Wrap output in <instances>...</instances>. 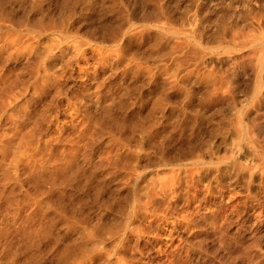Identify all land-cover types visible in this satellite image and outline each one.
I'll return each mask as SVG.
<instances>
[{
    "label": "rangeland",
    "instance_id": "374dc122",
    "mask_svg": "<svg viewBox=\"0 0 264 264\" xmlns=\"http://www.w3.org/2000/svg\"><path fill=\"white\" fill-rule=\"evenodd\" d=\"M39 1L0 0V144L16 146L0 157V264L72 263L85 241L74 217L104 247L80 264H264V63L249 42L218 50L222 36L264 31V0ZM37 19L63 27L30 29ZM170 30L196 32L202 50H176ZM18 149L19 178L5 179ZM68 159L65 183L27 178ZM126 215L133 230L111 231Z\"/></svg>",
    "mask_w": 264,
    "mask_h": 264
},
{
    "label": "bare ground",
    "instance_id": "6f19581e",
    "mask_svg": "<svg viewBox=\"0 0 264 264\" xmlns=\"http://www.w3.org/2000/svg\"><path fill=\"white\" fill-rule=\"evenodd\" d=\"M34 3L36 4V6L40 5V1L39 0H33ZM3 16V15H2ZM30 29H33L35 31H47V30H51L54 29L56 27H63V25L60 22H56L50 19H37V20H33L31 24H28ZM222 27H226V23L222 25ZM224 30V29H223ZM226 31V30H224ZM166 34H168L171 38L176 39V38H180L181 39V43L179 44L176 41L175 44V49L179 50L183 44L186 46H192L193 47V52L194 53H198L202 50L201 43L198 40V36L196 35V32L194 31H190V30H182V31H177V30H170L165 32ZM236 35V34H235ZM249 42L252 46H255L257 48L258 46V53L260 56L259 60H257V66H262L264 63V31H260V32H253L252 34H248V33H244V30H240L237 32V35L235 36V38H226L225 36H222L221 39L219 38L218 41V50H222L223 53H230L233 52L235 50L238 49H244V43ZM257 49L254 51V53H256ZM51 78H48V80H50ZM233 81V77H230L226 80V84H232ZM174 85H176L178 87V89L180 90L182 85L180 83H176L174 82ZM255 89L254 91L257 93L260 91L261 87H262V79L261 77H258L256 80V83L254 85ZM260 93V92H259ZM254 94L251 98V102L252 103H257L260 101V94ZM108 111V109L106 110ZM106 113V112H105ZM103 113V114H105ZM102 114V115H103ZM244 116H246V112L244 111V108L241 109L240 111H237L234 113V118L235 121L233 122V127L237 130L238 132V136L240 138L241 141L244 140ZM87 118L90 121V127L92 126V128L96 127L98 125V121L97 118L95 117V113L94 112H89V114H87ZM143 120V118H141ZM252 127L254 129H256V126L253 122ZM245 128L247 131V125L245 123ZM248 132V131H247ZM16 147L13 144V148ZM12 148V145L10 142H5V143H1L0 144V157L2 160H7L8 161V156L14 152ZM74 157V154H72L71 158ZM171 159V158H169ZM22 161V154L21 152L18 151L15 152L14 157L12 159V161L5 166L4 168H2V174L4 176L5 179L9 178V177H15V178H19V174H13L12 173V166H16L21 164ZM72 161L70 159L62 162L58 168L56 169H49V168H37L35 166V168H33L30 172V175L27 177L28 179L34 181L36 183V185H41L42 183L44 184L45 182H49L52 186L56 185V182H61V183H65L66 180L69 177H76V173L72 174L70 176L68 169L71 168V163ZM169 162V161H168ZM10 164H11V168H10ZM160 165H166V164H160ZM237 168H239L240 172H244V165L242 164H238L236 163ZM0 166H2V163L0 164ZM174 179V177H172L170 180ZM159 183L165 187L166 189H168V182L166 181H162L159 179ZM156 194L155 193H151V195L145 200L148 204L153 203V199L155 198ZM10 202H12V199L10 200ZM138 212L136 205H134L131 209V212H128V214H132V215H136ZM127 214V215H128ZM127 215L125 217L122 218V222L114 227V230L111 231H118L119 229H123L124 230V234L127 233L128 231H132L133 230V226H132V221L135 217H131L129 220L127 219ZM68 221V226L71 230H79L80 229V224L83 225V232H84V238L85 241L83 242V244L78 247V252L77 253H81L80 251H83L84 254H91V253H100V252H104L103 250V246L102 244L100 245V242L98 240L97 237L101 236L99 235V233L96 230V225L91 223L90 221L86 220V219H82L79 217H74V218H70L67 220ZM31 226L29 225H24L22 228H20L17 233H19V235L22 236H28V237H34L36 236L37 232L39 234L43 233L45 234V231L39 228H30ZM36 229V230H33ZM8 234V230H4L0 233V236H5ZM117 245L114 243L112 244V247H116ZM108 253L110 252V250L107 251ZM77 253H75L74 256V261L70 264H80V262L82 261L81 259H77ZM68 255V253H63L60 256L64 257ZM121 258L126 261V257L121 253ZM208 263L210 264H214L212 262V260L207 259L206 260ZM169 264H185L184 261H174L171 260L169 262Z\"/></svg>",
    "mask_w": 264,
    "mask_h": 264
}]
</instances>
